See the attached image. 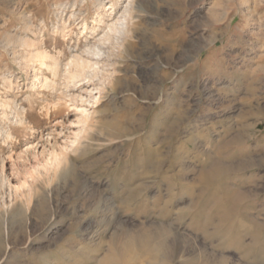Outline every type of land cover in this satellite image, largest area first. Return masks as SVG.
Wrapping results in <instances>:
<instances>
[{
  "label": "rangeland",
  "instance_id": "374dc122",
  "mask_svg": "<svg viewBox=\"0 0 264 264\" xmlns=\"http://www.w3.org/2000/svg\"><path fill=\"white\" fill-rule=\"evenodd\" d=\"M102 1L0 0V264H93L114 231L155 227L184 248L170 264H264V0H131L125 51L108 44L87 82L29 59L62 68L97 41L127 3ZM87 228L94 262L77 258Z\"/></svg>",
  "mask_w": 264,
  "mask_h": 264
},
{
  "label": "bare ground",
  "instance_id": "6f19581e",
  "mask_svg": "<svg viewBox=\"0 0 264 264\" xmlns=\"http://www.w3.org/2000/svg\"><path fill=\"white\" fill-rule=\"evenodd\" d=\"M97 1L99 2L98 7L101 8V7L105 6V5H103L102 0H97ZM126 2L127 3H125L122 6L121 12L116 16L115 15L112 16L113 9H114L113 8V2L110 5H107V9H105V7L103 8L104 13L107 12L108 9H111V11H109L108 14H106V16L111 15V22H109V21L106 22L104 20H101L99 15H96V19L98 22H100V20H101L102 23L106 24V27H105L106 29L105 30L103 29V33L99 37H97V41H95L91 44H86L80 53H70L66 62L64 64H62V68H61L60 60L58 58H56L54 55H50L42 47L35 48L32 51L27 52L29 59L33 60L35 62H38V64L40 66H45L46 68L53 70V73H60V72H62V73H73L72 76L75 79L77 77L83 75V78L81 80H86V82L89 80H92V78L98 76L97 73L102 71L100 63L102 62L101 60L103 58H105L106 56L108 57L107 51L105 49V47L108 46V44H114V46H117L118 54L120 53V55L125 51L124 42H125V38H127L128 33H129L127 18H131L130 14L132 12L131 0H127ZM137 8L140 9L139 7H137ZM104 13H103V15H105ZM63 28L64 27H62L61 30H63ZM85 29H87L86 22H84L82 24V30L81 31H84ZM91 29L93 31V32H91V34H94V36H96L97 35V34H95V31H97L96 28L92 27ZM29 44L30 43L26 42L25 40L22 41V45H29ZM49 61L51 63H48ZM94 98H97V96H94ZM85 111L86 110H82L83 115H86ZM59 154L52 152L50 160H48L47 164H45L43 166L44 169L48 170V172H49L50 170H52V169H50V167L56 168V166L58 165L59 160L61 158V156H59ZM228 169L233 170V172L240 170V168L237 166H234L233 168L232 167L229 168V166H226L225 164H223L221 162H213V164L210 165V167H209L208 174L212 176V175H216V174L221 173V172L228 170ZM28 203H26V204H28ZM166 204H168V203H166ZM141 205L142 204L140 203V208L137 207V205H136L135 206L136 208H133V209L129 208V209L132 212L134 211L135 214L148 215L150 212L149 208L147 206L141 207ZM154 205H156V203H153L152 206L155 207ZM165 209L167 210V208H165ZM184 210L185 209H183L181 212L178 213V219L181 217L183 218V216H185ZM7 211H8V209H7ZM157 211H159V210H157ZM6 213L9 214V212H6ZM166 214H169V213L164 212L163 210L158 212V215H160V216H165ZM1 224L3 226V237L0 238V254L2 253V251L4 249V240L6 237H8V232L12 231L11 229H10V231H8L9 229H8L7 221L4 220L3 223H1ZM231 226L232 225H230V227ZM240 227H242V226H240ZM240 227H236V228L239 231H242V230H240ZM244 227H246V225ZM121 228L123 229V227H121ZM236 228H234L232 226L230 228V231L232 229L236 230ZM1 229H2V227H1ZM118 229H120V228H118ZM133 230H134L133 228H132V230H129L127 228V229H123L121 232L120 231L119 232L114 231L111 234V236L109 235L110 239H109L108 246H107V249H106L104 255L102 256V258L97 260L96 263H93V264H170L173 260H175L179 256H181L182 252L184 251V248L182 245H180L178 238L176 236H174V238L172 237L173 238L172 240H169L168 235L162 233L163 229H160V227H155L153 230H148V231L143 229L142 231H136L135 230V232H134ZM82 231H84V230H82ZM177 231L178 230L176 229L175 232H177ZM16 233H18V232H16ZM83 233L88 235V240L85 241V243L83 242V245H82V243L80 244L77 242V244H79L78 247L80 250V251H78L80 258L79 257H77V258L82 259L83 261H86V262L87 261L91 262L93 260L95 261V259H96L95 256H92V254H88L89 252H87V251L89 250V247H92L93 251L97 252L99 250L98 247L101 246L100 244H98V242H95V240H93L94 238L92 239V237L95 235L96 232H95V230H92V228L91 229L87 228ZM15 235H17V234H15ZM173 235H175V234H173ZM240 235L242 236V234H239V236ZM17 237L18 236H16V238ZM236 240H238V239L236 238ZM251 244H252V247H254V250H255V248H258V250H259V248H262L260 241H259V243L256 241L255 242L252 241ZM68 246H69V250H70V247H72L74 245H72V246L68 245ZM263 246H264V244H263ZM242 248H243V245H242ZM71 249H73V247ZM65 252L66 251H64V254L62 255V258H61L62 260H60V261H63V259H67L69 257V256L66 257L67 255H65ZM245 252H246V249H245ZM249 252H251V251H249ZM252 252H254L253 249H252ZM203 253H204L203 256L200 258V264H233L230 262L228 263L227 262L228 260L225 257H223L221 254L220 255L218 254L219 256H215L213 254H210L207 251H203ZM189 257H190V260L192 262L193 261L196 262L197 259H199V257L196 259V256L193 253H190ZM69 260H71V259H69ZM187 260H189V259H187ZM65 263L66 264H71V263L73 264V262L72 261L69 262L68 259ZM235 264H237V263H235ZM238 264H239V262H238Z\"/></svg>",
  "mask_w": 264,
  "mask_h": 264
}]
</instances>
